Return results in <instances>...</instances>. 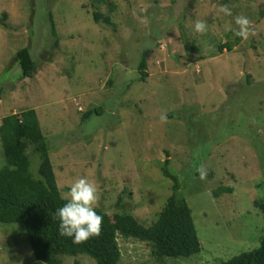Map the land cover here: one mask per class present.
Masks as SVG:
<instances>
[{
  "label": "rangeland",
  "instance_id": "rangeland-1",
  "mask_svg": "<svg viewBox=\"0 0 264 264\" xmlns=\"http://www.w3.org/2000/svg\"><path fill=\"white\" fill-rule=\"evenodd\" d=\"M115 1L112 13L100 4L109 24L95 20L94 0H0V125L34 108L61 195L86 177L97 188L94 207L130 211L145 225L174 192L162 173L168 160L202 248L166 264H215L257 248L264 236L254 205L264 199V0ZM236 16L249 20L246 40L235 35ZM197 20L204 33L194 31ZM225 42L232 49L220 51ZM23 47L36 61L30 77L16 60ZM95 107L100 112L84 119ZM27 152L38 176L39 157L32 145ZM5 163L0 139V170ZM218 187L232 191L217 195ZM119 243L117 264L166 262L144 242ZM62 263L97 264L83 254ZM0 264H39L24 225L0 221Z\"/></svg>",
  "mask_w": 264,
  "mask_h": 264
},
{
  "label": "trees",
  "instance_id": "trees-1",
  "mask_svg": "<svg viewBox=\"0 0 264 264\" xmlns=\"http://www.w3.org/2000/svg\"><path fill=\"white\" fill-rule=\"evenodd\" d=\"M100 4H106L112 13L117 8L116 1L94 0L95 20L102 19L106 23H112L111 15L100 11ZM50 22L55 35L52 17ZM225 47L231 50L233 44L225 42L219 45V50L222 51ZM16 60L23 77L34 74L36 61L28 47L17 51ZM145 68L144 56L139 64L141 80L146 79ZM98 112L99 107L89 109L83 118L88 119ZM171 115L172 112L168 114ZM0 139L6 161L0 170V221L24 225L39 264H63L62 258L65 255L80 254L91 257L97 264H117L121 258L120 237L144 242L152 257L161 263L166 261L165 264L171 260L169 258L190 259L201 251V240L194 223L192 208L185 198L178 195L180 183L176 174L169 170L168 160L163 164L162 173L174 181V192L151 225L143 224L130 211L109 214L102 208L94 207L102 217L99 234L74 244L71 238L58 234L55 211L67 198L60 193L50 158V143L43 132L36 110L25 108L4 116L0 125ZM30 145L39 157L38 176H34L31 171L30 155L27 152ZM223 191L231 192L232 188L218 187L214 192L219 195ZM254 205L261 210L264 219V199L255 200ZM215 264H264V236L257 248L222 259Z\"/></svg>",
  "mask_w": 264,
  "mask_h": 264
},
{
  "label": "clouds",
  "instance_id": "clouds-1",
  "mask_svg": "<svg viewBox=\"0 0 264 264\" xmlns=\"http://www.w3.org/2000/svg\"><path fill=\"white\" fill-rule=\"evenodd\" d=\"M220 11L225 15H231V9L227 5H220ZM234 23L238 26L235 35L246 40L250 34L249 20L245 16L234 17ZM193 29L196 33H204L207 25L203 20H197ZM161 121L167 120L166 113L159 117ZM201 179L205 177L202 168L197 169ZM98 198L96 186L86 177L74 180L68 187L66 202L55 211L58 220V234L71 238L74 244H79L96 236L100 232L102 217L96 212L94 204Z\"/></svg>",
  "mask_w": 264,
  "mask_h": 264
}]
</instances>
